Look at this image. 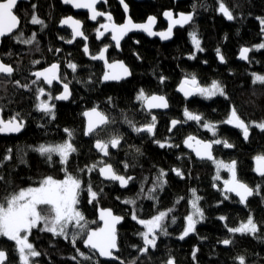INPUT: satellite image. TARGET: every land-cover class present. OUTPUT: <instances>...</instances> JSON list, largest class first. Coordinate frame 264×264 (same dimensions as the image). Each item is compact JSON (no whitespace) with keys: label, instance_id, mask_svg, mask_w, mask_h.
<instances>
[{"label":"trees","instance_id":"obj_1","mask_svg":"<svg viewBox=\"0 0 264 264\" xmlns=\"http://www.w3.org/2000/svg\"><path fill=\"white\" fill-rule=\"evenodd\" d=\"M124 1L134 22L140 23L148 16H154L158 20V30L165 28L161 15L166 10L193 12L194 21L183 29L175 30L169 43L149 40L142 35L130 36L122 42L121 53L118 54L108 35L96 38L95 30L104 22L102 19L96 24H89L85 14L74 15L59 0H29L18 5L15 14L21 20L20 30L24 32L25 38L35 32L37 41L33 45H24L5 38L0 45V59L17 69L11 78L0 77V108L4 109L5 118L20 112L26 122L24 130L18 135H0V159L9 148L12 149L13 156V159L4 161L3 167H0V176L4 177L0 181V200L20 188L37 186L46 176L64 178L58 157L54 156L53 159L57 162L49 165L32 148L41 143L63 142L67 139L63 130L68 128L74 134L72 142L77 148V152L70 158L68 171L80 176L85 187L91 184L97 192L103 190L95 204L87 203V193L83 192L79 208L88 221H96V210L100 207L111 208L116 215L125 217L118 227L120 250L116 254L125 264H131L132 261H136V264H164L169 257L174 258L176 264H238L235 257L239 255L246 257V264H264V178L253 170L254 157L264 153V132L252 128L249 139L244 141L238 129L222 123L232 107L237 109L246 122L264 120V85L252 83V73L264 75V49L250 52L247 64L237 60L241 47H252L263 40L257 17H264V0H223L235 16L232 21H228L218 11L220 0H186L176 4L173 0ZM33 4L37 6L36 14L47 25L43 31L40 25L30 23ZM99 9L110 12L116 23H121L124 19L117 0H107ZM71 15L84 23L90 55H95L102 47L109 45L108 60H123L132 73L129 79L120 83H102L103 66L85 56L82 52L84 43L78 40L72 45L66 44L65 41L70 39V32L59 29L58 22ZM193 29L197 30L205 51L197 52L196 58L190 59L194 47L189 32ZM217 48H220L226 63L219 64ZM35 61L39 63H34ZM52 63L60 64L61 75L64 82L69 83L71 90L68 101H53L56 105L55 120L36 111L35 90L44 87L56 96L60 93V87L53 84L49 88L41 81L32 84L35 79L32 73ZM69 63L77 65L75 73L68 67ZM192 75L196 76L201 86H209L213 80L221 82L228 98L217 96L205 99L195 96L190 101L183 100L174 89L183 78ZM161 76L167 78L164 83L160 82ZM16 80L30 85V88L16 86ZM140 89L146 94H163L170 104L167 113L157 116L155 135L152 137L147 133L137 134L129 124L131 121L136 126H142L151 122V115L145 113L141 101L135 99ZM93 107L108 116L110 123L86 138L83 113ZM185 109L201 115L203 120L200 123L187 121L169 134L170 119L183 118ZM205 122L217 126L215 137L212 132L203 129ZM115 135L122 137L121 143L115 149L109 147V156L105 157L94 150L93 145L97 139L107 142ZM189 135L203 140L219 138L232 143L233 148H224L222 144L214 145L215 158L225 162L236 160L238 178L253 188L260 185V195L251 197L246 206H241L230 194V198L224 200L221 185L228 178V173L221 171V180H215L216 169L212 162H199L184 150L182 141ZM154 140L173 146L160 148ZM137 149L140 151L137 152ZM21 158L27 163H20ZM101 162L112 164L117 173L134 176V179L124 190L116 183L102 181L97 172L103 164ZM125 163L129 165L127 169L124 167ZM92 164H96L97 168L88 173L87 167ZM174 168L181 170L183 179L172 171ZM80 169L85 171L81 172ZM160 169L167 173V184L163 191L157 190L154 193L158 200L146 199ZM141 188L144 189L143 192ZM193 188L197 195L203 197L200 206L206 219L197 225L195 234L179 240L178 236L185 225L184 218L190 210ZM181 197L184 199H180ZM132 198L137 200L135 207L141 219H149L159 210L174 209L166 221L171 235L160 236L157 248L150 249L146 255L132 247L142 246V240L136 233L144 230L131 219L133 206L123 203V200ZM177 200H180L178 204ZM249 215L254 217L260 227V238L233 235L227 231L225 224L229 227L238 226ZM172 216L177 218L176 224H171ZM220 216L228 219L221 221L218 219ZM97 226V223L89 225L91 228ZM225 238L232 239L234 243L228 246L219 243ZM29 239L42 253L36 258L38 264H95L96 260L99 264H120L116 261H102L97 255L93 261H84L69 241L53 237L50 233L33 230ZM77 247L86 255L92 254L91 250L82 247V240L77 241ZM195 247L199 248V252L197 261L194 262L192 251ZM0 248L8 253L11 264H16L18 255L14 242L0 238ZM73 256L77 259H71Z\"/></svg>","mask_w":264,"mask_h":264},{"label":"snow or ice","instance_id":"obj_2","mask_svg":"<svg viewBox=\"0 0 264 264\" xmlns=\"http://www.w3.org/2000/svg\"><path fill=\"white\" fill-rule=\"evenodd\" d=\"M107 3V0H63L64 4H70L77 9H87L89 12V19L92 21H97L99 17H103L107 22L100 23L99 27L96 28V38L100 39L105 36L106 33L111 35L112 41L115 42V47L119 48L121 40L124 39L129 33L134 31H143L149 36H159L162 40L171 39L173 36V29L177 26L184 27L190 25L194 21L193 13H179L174 15V13L169 10L163 13V16L168 21V26L166 31H154L153 27L156 24V17L149 16L147 21L144 23H136L129 16L126 18L124 23L117 24L114 22V18L110 12L100 11L97 8L99 3ZM121 5L124 8L125 13L128 12V5L124 0H120ZM18 0H0V38H10L17 43H22L24 45H33L37 41L36 33L33 32L28 38H25V34L20 30L21 20L18 15L15 14V9L17 8ZM36 5H32L33 13L31 15L30 23L32 25H40L41 31L47 27L45 21L36 14ZM218 11L226 18L228 21L235 19L233 12L229 7L220 0ZM260 22V32L264 35V17H257ZM62 26H68L71 29L72 39L66 40V43H73L76 38H83L85 41L88 39L82 30V22L78 19H74L72 16H68L60 21ZM191 42L194 46L195 51L189 56L190 59L196 58V52H204L205 49L201 45V39L198 37L197 30L193 29L189 32ZM64 39V37H60ZM138 43V41H137ZM109 45H105L98 54L90 55L92 60L104 61L105 71L102 76L101 82L108 81H121L131 76L132 73L130 69L125 65L123 61L109 62L106 58V53L108 51ZM264 49V42L254 45L252 47H241L239 51L238 58L241 60L248 61L250 59L249 53L252 51H260ZM59 51V50H57ZM83 51L85 54H89V48L85 44ZM10 56L11 53H8ZM216 55L221 63H226L224 55L221 53L220 48L216 49ZM34 63H39L35 61ZM68 67L75 73L77 70V65L74 63H69ZM11 64L5 63L0 60V77L11 78L16 72ZM35 79L32 84L35 85L39 81H43L44 84L49 86L53 85L54 82L62 84L63 91L56 96H53L50 91L46 92L44 87H38L36 91L35 99L37 103L35 104V109L38 112L43 113L45 116L49 117L51 120H55V108L56 105L53 103L54 100L67 101L71 96V91L69 88V83L64 82V78L60 73V65L57 63H52L49 67L43 68L42 70L35 71L32 73ZM252 83L264 85V75L257 73H252ZM160 82L164 83L167 79L161 76ZM2 82V81H0ZM15 85L21 88L29 89L30 85L21 84L19 80L14 81ZM178 91L182 92L186 98L193 96H200L205 99H211L213 97H224L228 98L225 86L221 82L213 80L209 86H201L195 75L190 78L185 77L181 81ZM46 99H42L45 97ZM135 99L141 101L144 108L148 110L151 114L152 109H167L169 107L167 98L163 95H148L143 89H140L137 93ZM111 101V98H109ZM84 117L87 118L86 130L84 132L85 136H90L96 133L98 130L104 128L110 123L108 116H106L102 111L98 110L97 107L85 111L83 113ZM184 121L172 120L171 127L169 131L176 128L177 125L185 123L187 121H195L200 123L203 117L199 114L193 113L188 109L184 110ZM223 124L231 125L238 129L245 141L249 139L250 130L252 128H258L261 132H264V120L246 122L239 114L235 107L230 109L227 119L222 121ZM132 130L139 133H147L150 137L155 135L156 128V116H151V122L144 124L142 126H136L134 123L129 121ZM26 126L25 120L21 117L20 112H16L7 118L4 116V109L0 108V134H13L21 133ZM43 126V125H41ZM203 127L208 131L212 132L215 137L217 134V126L212 123L205 122ZM67 134V139L59 143H41L38 146L32 148V151L38 153L41 157L45 158V161L51 165L56 163L53 158L58 157V163L61 165V171L64 172L63 179H56L49 175L42 178L39 181L38 186H29L26 188H20L17 191L8 193L0 200V238H6L7 241L14 242L15 251L18 253L19 264H38L37 259L42 255L36 246L30 241L29 237L32 235L33 230H38L44 233H50L53 237H60L64 240L69 241L74 248L79 257L83 258L84 261H93L96 254L99 257H103L110 260H120L115 253L119 252L118 244V229L117 225L121 224L125 217L121 215L114 214L112 209H99L98 220L102 222V226L91 228L90 224H95L97 221H88L84 213L80 210V197L83 192L87 193L88 199L87 203L95 204L98 203L99 196L103 191L97 192L94 190L91 184L85 187L84 181L78 175H73L68 171V164L70 158L74 153L77 152V148L73 144L74 134L73 132L65 128L63 130ZM122 137L119 135L112 136L107 142L104 140L97 139L94 147L102 153L105 157L110 155L109 147L115 149L121 143ZM160 148L172 147L171 144H166L160 140H154ZM183 143L191 148L196 156L201 160L211 161L216 166V176L215 180H220V171L225 170L229 173V179L223 181V189L221 190V195L224 200H228L229 194H234L239 198L238 202L242 205H247L250 197L260 195L261 186L257 185L255 188L249 186L246 182L238 178L237 173V161L232 160L230 162H225L219 160L213 155L214 145H223L224 148H233L234 145L229 143L228 140H222L219 138L213 139L211 141L201 140L193 135L187 136ZM179 147V145H176ZM140 150L137 149V152ZM13 159L12 149L6 150V154L0 159V167H3L4 161H10ZM255 167L254 171L261 177L264 178V153L258 154L254 157ZM20 163L26 164L27 161L21 158ZM103 163V166L99 167V174L105 180L118 182L120 187L127 188L129 182L134 178L131 176L121 175L116 172L113 165L110 163ZM125 169L129 167L127 163L124 164ZM97 168L96 164H92L87 167V172L91 173ZM84 172L85 169H80ZM173 172L180 178H184V174L180 169L174 168ZM167 173L163 170H159V174L156 177V182L153 187L148 190L146 199L158 200V196L154 195L157 190L163 191L164 186L167 184L165 179ZM4 179L0 176V181ZM216 187V185H213ZM144 189L141 188V192ZM192 199L190 201L191 212L184 218L185 225L183 230L178 236L179 240H184L190 234H195L197 232V225L203 222L206 217L203 208L200 206V201L203 199L202 196L197 195L196 189H191ZM117 199H120L117 197ZM180 199H184L181 197ZM180 200H177L178 204ZM223 201H221L222 203ZM123 203L126 205H132L133 210L131 213V219L140 224L144 230L138 231L136 234L142 240V246L132 245L133 248H138L139 252L143 255L149 253V250L157 248V241L160 236H169L171 233L168 231V225L166 221L169 219L170 213L174 211L173 208H168L167 210H159L155 215L149 219L139 218L137 208V200L125 199ZM221 221H226L228 218L225 216H220L218 218ZM171 224H176L177 218L175 216L171 217ZM227 231L233 235L240 234L251 235L256 238H260L258 233L260 232V227L255 221L252 215H249L246 221H241L238 226L229 227L225 224ZM82 240L85 248L92 251L91 255H86L81 252L77 247V241ZM219 243L228 246L234 243L230 238H225ZM199 248L195 247L192 251L193 261H197V253ZM71 259L76 260L77 257L73 256ZM138 259V258H137ZM238 264H246V257L239 255L235 257ZM0 264H11L8 258V253L0 248ZM95 264H99L96 260ZM120 264H125L124 261L120 260ZM131 264H136V261H132ZM164 264H176L174 258L169 257Z\"/></svg>","mask_w":264,"mask_h":264},{"label":"water","instance_id":"obj_3","mask_svg":"<svg viewBox=\"0 0 264 264\" xmlns=\"http://www.w3.org/2000/svg\"><path fill=\"white\" fill-rule=\"evenodd\" d=\"M29 0H18V5L19 4H21V3H25V2H28ZM60 1V3L62 4V5H64V6H68V7H70V9L72 10V12L74 13V14H78V13H86L87 15H88V22L89 23H92V24H94V23H96V21H92L91 19H89V12L87 11V9H77V8H74L72 5H70V4H64L63 3V0H59ZM183 1H186V0H173V3L174 4H176V3H178V2H183ZM117 2H118V4H119V6H120V8H121V10H122V12H123V14H124V20H123V22L122 23H124L125 22V20H126V18L127 17H129L130 15H129V9H128V12L127 13H125V11H124V8H123V6L121 5V3H120V0H117ZM125 2V1H124ZM101 3H103V2H101ZM101 3H99V4H101ZM126 3V2H125ZM98 4V5H99ZM18 5H17V7H18ZM97 5V6H98ZM17 9V8H16ZM15 9V10H16ZM166 11H169V10H166ZM173 13H174V15H176V14H179V13H181V12H175V11H173V10H171ZM165 12V11H164ZM163 12V13H164ZM183 13H187V12H183ZM189 13H193V12H189ZM194 14V13H193ZM68 17V16H67ZM74 19H77V18H75L74 16H72ZM149 17V16H148ZM147 17V18H148ZM64 18H66V17H64ZM64 18H62V19H64ZM99 18H102V19H104L103 17H99ZM98 18V19H99ZM147 18H146V20L145 21H143V22H140V23H144V22H146L147 21ZM61 19V20H62ZM60 20V21H61ZM105 20V19H104ZM60 21L58 22V28L59 29H67V30H69V32H70V34H71V29L68 27V26H62L61 24H60ZM156 24L154 25V27H153V30L154 31H166V29H167V26H168V21L166 20V18L163 16V14H162V21L166 24V27H165V29L164 30H157V24H158V20H157V18H156ZM107 21L105 20V23H106ZM115 22V21H114ZM137 23V22H136ZM82 25H83V23H82ZM188 25H186V26H184V27H179V26H177L176 28H174L173 29V36H172V38L171 39H168V40H162L159 36H149L147 33H145V32H143V31H134V32H131V33H129L126 37H124V39L123 40H121V44H122V42L125 40V39H127L129 36H132V35H142V36H144V37H146L147 39H149V40H158L159 42H161V43H169V42H171L172 41V39H173V37H174V31L175 30H177V29H183V28H185V27H187ZM82 30H83V27H82ZM105 35H109L110 36V42H111V44L113 45V47L115 48V50H116V52L118 53V54H120L121 53V44H120V47L119 48H116L115 47V42L114 41H112V39H111V35L109 34V33H106ZM5 38H7V37H5ZM5 38H0V45H1V42H2V40L3 39H5ZM70 39H72V35H71V38ZM76 40H81V41H83V43H84V45H83V47H82V52L84 53V51H83V48H84V46H85V44H87V46H88V39L85 41L83 38H76L75 39V41ZM74 41V42H75ZM73 42V43H74ZM73 43H71V44H69V43H66L67 45H72ZM88 48H89V46H88ZM102 48H104V47H102ZM101 48V49H102ZM100 49V50H101ZM99 50V51H100ZM108 50H109V47H108ZM99 53V52H98ZM97 53V54H98ZM107 53H108V51H107ZM107 53H106V58L108 59V56H107ZM85 54V53H84ZM250 54V53H249ZM85 56L89 59V60H91L92 62H98V63H101L102 64V66H103V73H104V71H105V65H104V61H101V60H92L91 58H90V53L89 54H85ZM238 56H239V54H238ZM238 56H237V60L239 61V62H242V63H248V61H245V60H241V59H239L238 58ZM218 58V57H217ZM1 60V59H0ZM109 61V60H108ZM114 61H123V60H121V59H117V60H113V61H109V62H114ZM124 62V61H123ZM218 62H219V64H223V63H221L220 61H219V59H218ZM57 64H59V63H57ZM60 65V64H59ZM126 65V64H125ZM50 66V65H49ZM49 66H47V67H49ZM127 66V65H126ZM128 67V66H127ZM46 68V67H45ZM129 68V67H128ZM43 69V68H42ZM42 69H39V70H42ZM130 69V68H129ZM39 70H37V71H39ZM60 71H61V68H60ZM102 76H103V74H102ZM102 76H101V81H102ZM131 76H129V77H127L126 79H124V80H121V81H108V82H102V83H105V84H107V83H120V82H122V81H125V80H127V79H129ZM185 79V78H184ZM184 79H182V80H184ZM181 80V81H182ZM181 81L179 82V84L177 85V87L175 88V93L176 94H178L181 98H183L184 100H187V101H189V100H191L193 97H188V98H186L185 96H184V94L182 93V92H180V91H178V88H179V85H180V83H181ZM41 82H43L42 80H41ZM53 84H56V85H58V86H60L61 87V91H60V93L63 91V87H62V84L61 83H58V82H54ZM46 85V84H45ZM71 91V90H70ZM59 93V94H60ZM58 94V95H59ZM156 95H159V94H156ZM71 97V96H70ZM70 99V98H69ZM68 99V100H69ZM67 100V101H68ZM56 101H59V100H56ZM61 102H66V101H61ZM143 108H144V106H143ZM92 109V108H91ZM88 110H90V109H87V110H85V111H88ZM144 110L146 111V112H148V110L147 109H145L144 108ZM169 110V107L167 108V109H152L151 111H158V112H167ZM84 111V112H85ZM83 119H84V132H85V130H86V125H87V118L86 117H84V115H83ZM170 127H171V122H170ZM230 127L231 128H233V129H236V128H234L233 126H231L230 125ZM174 129V128H173ZM169 132H171V131H169ZM19 133H13V134H0V135H2V136H16V135H18ZM85 136V135H84ZM86 138L88 137V136H85ZM196 137V136H195ZM187 137H185V139H186ZM198 138V137H197ZM242 138H243V136H242ZM184 139V140H185ZM198 139H200V138H198ZM183 140V141H184ZM201 140H203V139H201ZM244 140V139H243ZM206 141H208V140H206ZM245 141V140H244ZM94 145H95V143H94ZM94 145H93V147H94ZM182 146H183V148H184V150H186L187 152H189L193 157H194V159L195 160H197V161H199V162H211V161H208V160H201V159H199L197 156H196V154H195V152L191 149V148H188L184 143H182ZM94 150L96 151V152H99L95 147H94ZM213 155H214V153H213ZM214 157H215V155H214ZM101 166H103V164L101 165ZM100 166V167H101ZM253 166L255 167V161L253 162ZM98 175H99V178L102 180V181H104V182H107V183H116L117 185H118V187L120 188V189H122V190H124V189H126V188H122V187H120V185H119V183L118 182H112V181H108V180H105L103 177H101L100 176V174H99V168H98ZM258 175V174H257ZM259 176V175H258ZM131 177H133L134 178V176H131ZM230 177H229V173H228V178L227 179H229ZM131 182V181H130ZM129 182V183H130ZM129 186V185H128ZM216 188V187H215ZM223 189V183H222V185H221V190ZM233 198H235L237 201L239 200V198L238 197H236L234 194H230ZM251 198V197H250ZM249 198V199H250ZM241 206H246V205H242V204H240ZM99 209H102L101 207L100 208H97V210H96V221H97V227H99V226H102V222H100L99 220H98V215H99ZM103 209H111V208H103ZM115 214V213H114ZM123 222V221H122ZM122 224V223H121ZM121 224H119V225H117V229H118V227L121 225ZM93 228H96V227H93ZM82 247L85 249V250H90V249H87V248H85L84 247V245H83V242H82ZM117 253H115V255H116ZM97 256H98V258L100 259V260H102V261H116V262H118V263H120V261L119 260H110V259H106V258H103V257H99V255L98 254H96Z\"/></svg>","mask_w":264,"mask_h":264},{"label":"flooded vegetation","instance_id":"obj_4","mask_svg":"<svg viewBox=\"0 0 264 264\" xmlns=\"http://www.w3.org/2000/svg\"><path fill=\"white\" fill-rule=\"evenodd\" d=\"M101 4H103V3H101ZM101 4H99L98 6H97V8H98V10H100L99 9V6L101 5ZM70 8V7H69ZM72 11V10H71ZM101 11V10H100ZM174 11V10H173ZM175 12H177V11H175ZM73 13V12H72ZM74 14V13H73ZM78 14H85L86 15V17H87V22H88V15L86 14V13H78ZM163 14V13H162ZM74 15H77V14H74ZM73 15V16H74ZM124 15V14H123ZM72 16V15H71ZM99 19H102V18H99ZM98 19V20H99ZM79 20V19H78ZM98 20L96 21V23L98 22ZM104 22L103 23H105V20L104 19H102ZM124 20V19H123ZM161 20H162V15H161ZM81 21V20H80ZM82 23H83V21H81ZM123 22V21H122ZM121 22V23H122ZM163 22V21H162ZM89 23V22H88ZM96 23H94V24H96ZM116 23V22H115ZM121 23H117V24H121ZM164 23V22H163ZM89 24H92V23H89ZM165 24V23H164ZM165 27H166V24H165ZM165 29V28H164ZM164 29H162V30H164ZM158 30V29H157ZM69 31V30H68ZM83 32H84V23H83ZM85 33V32H84ZM105 36H107V35H105ZM109 36V35H108ZM133 36V35H132ZM110 37V36H109ZM130 37V36H129ZM70 38H71V34H70ZM88 38V37H87ZM76 41H78V40H76ZM79 41H81V40H79ZM83 42V41H82ZM88 42H89V38H88ZM111 43V42H110ZM84 45V44H83ZM116 51V50H115ZM99 52V51H98ZM97 52V53H98ZM96 53V54H97ZM115 60H117V59H115ZM60 73H62V68H61V71H60ZM190 78V77H189ZM184 79V78H183ZM198 80V79H197ZM179 84V83H178ZM177 84V85H178ZM56 85V84H55ZM177 85H176V87H177ZM58 86V85H57ZM60 87V86H59ZM175 87V88H176ZM60 89H61V87H60ZM61 91V90H60ZM174 92H175V89H174ZM152 94H159V95H163V94H160V93H151V94H148V95H152ZM164 96V95H163ZM195 97V96H194ZM193 97V98H194ZM183 99V98H182ZM184 100V99H183ZM167 101H168V99H167ZM185 101H187V100H185ZM190 101V100H189ZM168 104H169V101H168ZM141 105H142V108H143V104H142V102H141ZM169 109H170V104H169ZM143 110H144V108H143ZM169 111V110H168ZM167 111V112H168ZM144 112L145 113H147V114H149L148 112H146L145 110H144ZM167 112H158V111H151V114H149V115H154V116H156V122H157V116L159 115V114H164V113H167ZM174 119H176V120H181V121H184V115H183V118H172V119H170V121H169V128H170V122L172 121V120H174ZM183 124V123H182ZM181 125V124H180ZM180 125H177V127L178 126H180ZM175 129V128H174ZM174 129H172V131L174 130ZM171 131V132H172ZM171 132H169V130H168V133L169 134H171ZM194 136V135H193ZM208 141H211V140H208ZM182 143H183V141H182ZM182 148H183V146H182ZM184 149V148H183ZM213 150H214V148H213Z\"/></svg>","mask_w":264,"mask_h":264},{"label":"rangeland","instance_id":"obj_5","mask_svg":"<svg viewBox=\"0 0 264 264\" xmlns=\"http://www.w3.org/2000/svg\"><path fill=\"white\" fill-rule=\"evenodd\" d=\"M262 42H264V35H263V40L261 41V43H262ZM193 47H194V46H193ZM194 51H195V49H194ZM196 53H197V52H196ZM260 75H262V74H260ZM252 79H253V77H252ZM47 91H49V90L46 89V92H47ZM42 99H46V96H45V97H42ZM203 129H205V128L203 127ZM205 130H207V129H205ZM208 140H211V139H208ZM219 160H220V159H219ZM215 169H216V166H215ZM221 171H225V170H221ZM221 171H220V172H221ZM225 172H226V171H225ZM220 180H221V176H220ZM37 186H38V185H37ZM191 199H192V197H191ZM190 201H191V200H190ZM190 212H191V205H190L189 213H190ZM189 213H188V214H189ZM245 221H246V220H245ZM17 255H18V253H17ZM16 264H19V259H18V257H17V262H16Z\"/></svg>","mask_w":264,"mask_h":264}]
</instances>
